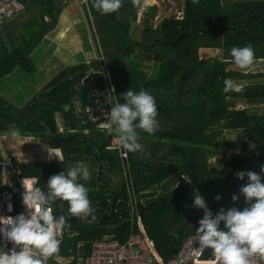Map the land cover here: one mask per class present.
I'll return each instance as SVG.
<instances>
[{
	"label": "trees",
	"instance_id": "16d2710c",
	"mask_svg": "<svg viewBox=\"0 0 264 264\" xmlns=\"http://www.w3.org/2000/svg\"><path fill=\"white\" fill-rule=\"evenodd\" d=\"M21 1L24 10L12 22L0 23V78L18 65L34 71L30 54L56 26L63 9L62 0ZM143 1L136 7L132 0H123L118 11L103 14L88 0L107 67L102 58L95 59L93 66L83 62L67 67L23 107L0 97V134L7 135L15 124L20 135L45 137L50 148L65 154L61 162H20L14 157L11 170H16L12 171L16 179L35 177L37 187L47 192L50 176L84 159L97 164L96 180L81 181L89 189L95 220L71 216L66 201L52 205L55 215L66 217L58 254L87 256L93 242L103 238L125 242L132 232L141 231L139 215L167 262L199 228L204 210L193 207L197 192L213 214L233 206L242 210L247 205L239 189L248 178L241 180L236 174L261 173L264 166V113L249 108L264 105V74L227 69L235 64L230 55L233 47L251 43L255 60L264 59V0H181L182 16L166 15L156 28L152 18L157 6H146L140 13ZM138 13L144 25L141 41L133 27ZM203 47L223 49L225 58L201 59ZM140 58L154 62L151 76ZM89 68H95L92 74ZM92 76L96 84L89 85ZM95 86L114 87L121 103L129 88L144 89L155 97L159 127L154 135L138 130L142 152L122 157L119 149L109 147L115 132L109 134L88 120L83 107L92 101ZM238 102L244 106L236 108ZM58 113L63 130L56 120ZM214 156L218 161L212 163ZM115 175L120 178L116 183ZM17 186L12 189L19 204ZM233 194L238 201L232 200Z\"/></svg>",
	"mask_w": 264,
	"mask_h": 264
},
{
	"label": "clouds",
	"instance_id": "9594fccd",
	"mask_svg": "<svg viewBox=\"0 0 264 264\" xmlns=\"http://www.w3.org/2000/svg\"><path fill=\"white\" fill-rule=\"evenodd\" d=\"M132 3L139 7L141 0H132ZM92 6L108 14L118 11L123 0H92ZM230 55L238 67L247 68L255 60V49L248 43L243 47H233ZM123 100V103L112 104L106 128L109 134L115 132L124 150L122 155L126 156L129 152L143 151L138 130L154 135L159 127V113L155 97L144 89L135 92L129 88L123 93ZM8 134L16 138L20 136V130L12 124ZM261 173H264V166ZM261 173L240 171L236 174L241 180L245 176L248 178V182L239 189L247 205L242 210L233 206L227 210L220 208L213 214L205 198L199 192L195 194L193 207L204 210L195 233L194 241L199 242L195 251L212 250L219 264H250V257L257 254L264 257V176ZM90 178L89 165L79 161L50 176L47 192L31 183L24 184L22 195L27 214L22 212L15 217H0V234L13 243L12 249L4 247L0 250V264H48L59 253L60 234L66 225V217L55 215L52 205L57 200L68 203L71 216L84 222H90L89 217L95 220L89 189L81 183ZM216 199L219 200L220 196L217 195ZM232 200L238 201L239 196L233 194Z\"/></svg>",
	"mask_w": 264,
	"mask_h": 264
},
{
	"label": "built area",
	"instance_id": "2783aa9c",
	"mask_svg": "<svg viewBox=\"0 0 264 264\" xmlns=\"http://www.w3.org/2000/svg\"><path fill=\"white\" fill-rule=\"evenodd\" d=\"M64 4L71 0H62ZM84 4L85 0H80ZM88 6V5H87ZM24 10V4L21 0H0V23L11 19L16 13ZM102 53V52H101ZM101 54L96 59H100ZM88 60L86 63H91ZM104 66V63H103ZM105 67V66H104ZM107 67V65H106ZM117 102V96L114 87H108L102 91H96L93 94L91 102H86L83 111L91 122H96L98 125H107V114L110 113L112 104ZM111 149H119L121 156L128 158L127 155H122V148L118 143V137L114 133L109 146ZM0 159V217L7 218L8 216L15 217L20 213L27 214V208L23 204V192L25 191L24 184H31L37 187V182L34 178L17 177V183L12 176V156L2 154ZM19 172V171H18ZM17 186L20 191L21 199L19 204L16 199V194L13 186ZM128 189H133L132 183L127 181ZM11 206V207H9ZM137 225L140 227V232H132L125 242H121L116 238H103L93 242L91 251L87 256H66L57 254L48 261V264H219L215 256L210 250H204L202 253L194 249L199 248L198 240L194 241L195 234L184 240L180 249L167 262L157 253L155 241L147 236L142 218L138 215ZM66 233L64 227L61 232V237ZM13 248V243L6 240L0 234V250ZM250 264H264V257L254 255L249 258Z\"/></svg>",
	"mask_w": 264,
	"mask_h": 264
},
{
	"label": "crops",
	"instance_id": "0c3cea01",
	"mask_svg": "<svg viewBox=\"0 0 264 264\" xmlns=\"http://www.w3.org/2000/svg\"><path fill=\"white\" fill-rule=\"evenodd\" d=\"M86 6L80 0H71L63 5L56 26L46 33L30 54L34 71L28 72L18 65L12 72L1 77L0 97L14 106L23 107L39 95L63 69L88 60H95L101 52L103 54L97 31L94 34V24L89 26L88 17L90 21L92 14ZM87 13L90 16H87ZM47 17L46 21H48ZM92 18L94 19L93 16ZM13 19L14 16L9 19L10 22ZM76 111L79 113L82 111L79 102ZM61 116L62 113H58L56 117L60 129L62 124L59 121H63ZM0 136L4 138L3 134ZM145 232L147 234L146 229ZM156 251L159 254L157 249Z\"/></svg>",
	"mask_w": 264,
	"mask_h": 264
},
{
	"label": "rangeland",
	"instance_id": "374dc122",
	"mask_svg": "<svg viewBox=\"0 0 264 264\" xmlns=\"http://www.w3.org/2000/svg\"><path fill=\"white\" fill-rule=\"evenodd\" d=\"M87 2H88V0H87ZM62 3L64 5L63 1H62ZM142 5H143L142 11H140V13L145 11L146 6H153V5L157 6L156 14L152 18V24H153L152 26L154 28L157 27L161 18L166 16V15H169V16L177 15L178 17L182 16V14H181L182 13V11H181V6H182L181 0H144ZM140 13H138L137 23L135 25H133V27H135V29H134L135 34L137 31L136 39L141 41V40H143L144 25H143V23H139V21L141 19ZM87 16H90V14L87 13ZM47 19H48V21H50V18L47 17ZM90 19L92 20V21L90 20L91 22L89 21V17H88V23H89V26H91L92 23L94 24L93 26L95 28L94 29V34H95V32L98 30V27H97L98 24L96 25V21L92 18V16L90 17ZM91 31H92V29H91ZM98 42L99 41L97 39V43ZM199 57L201 59H210V60L222 59V58H225V51L223 49L204 48L203 47V48L199 49ZM101 58L103 59L104 66L106 67L108 62H107L106 57L102 53H101ZM94 62L95 61L92 60L91 63H89V65L90 66L95 65V64H93ZM139 62L143 65V68H144L143 70L148 72L149 76H151V74L154 71L153 70L154 62L147 61L146 59L144 60L143 58H140ZM93 69H95V68H89L88 72H90V70H93ZM227 69L228 70H230V69L239 70V71L246 73V75L248 73H251V72H254V73L257 72V73H263L264 74V59L254 60L253 64L247 68H240L236 64H232V65H228ZM90 73L92 74V72H90ZM94 76L90 77V79L87 81L89 83V85L96 84V80H95L96 77H94ZM248 81H249V79H248ZM102 90H103V88L101 89V87L98 88L95 86L93 88V94H95L96 91H102ZM243 106H244L243 103L238 102V105H236V108H241ZM249 108L254 109V110L257 109L258 113H264V105L250 106ZM59 122H60V124H62L60 130H63V128H64L63 121H59ZM99 126L101 129H107V128H103V127H106L104 125H99ZM233 135H236V134H233ZM237 135H240V134H237ZM46 139L47 138H45V137L40 138V137H31V136H23V135H20L19 137H16V138H13L9 134H7L6 136L4 135V138L0 136V151H1V154L3 153V154L11 155L12 159L14 157H17L20 162H43V161H45V162H51V161L61 162V161H63L65 159L64 152L59 148L58 149L57 148H50L48 146V141L46 142ZM252 146H253V144L251 145V147ZM81 161H84L89 165V170H90V174H91L90 180L91 179L96 180V178L98 176L97 164L94 165L93 159H90L89 161L88 160H81ZM210 161H212V163H215L218 161V159L215 157L214 159H211ZM75 164H73V166ZM13 173H16V170L13 171ZM107 173H109L108 176H112V174L109 171H107ZM13 177H14V180L16 182L17 181L16 176L14 175ZM30 178H32V177H30ZM119 179H120L119 176L115 175L114 182L116 183ZM29 182L30 183L33 182V184H34V180H31ZM36 182H37V180H36ZM0 187H1V185H0Z\"/></svg>",
	"mask_w": 264,
	"mask_h": 264
}]
</instances>
